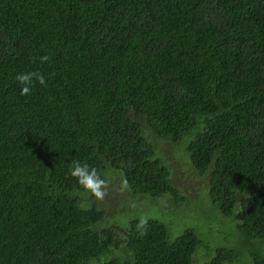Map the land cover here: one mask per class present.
Wrapping results in <instances>:
<instances>
[{
	"label": "trees",
	"instance_id": "16d2710c",
	"mask_svg": "<svg viewBox=\"0 0 264 264\" xmlns=\"http://www.w3.org/2000/svg\"><path fill=\"white\" fill-rule=\"evenodd\" d=\"M74 160L197 225L107 227ZM0 264H264V0H0Z\"/></svg>",
	"mask_w": 264,
	"mask_h": 264
},
{
	"label": "rangeland",
	"instance_id": "374dc122",
	"mask_svg": "<svg viewBox=\"0 0 264 264\" xmlns=\"http://www.w3.org/2000/svg\"><path fill=\"white\" fill-rule=\"evenodd\" d=\"M182 148L181 152H178L176 148L169 145L167 150L168 163L170 166L174 167V173L176 176L175 185L179 186L181 195L188 196L194 201L196 207L200 206L203 210L207 209L208 202L204 196L206 191V179L197 178L199 175L195 172H192L188 168L189 160L184 161V154L186 153V147L180 146ZM198 176H197V175ZM108 178V187L106 189V195L103 199H99V205L106 211V226L114 227V219H118L121 224H125L130 221H135L141 216H147V214L152 217V219L157 220L167 227H172L174 233H181L184 231V224L190 226H196L191 217L187 216L189 210L181 209V205H177L169 198L167 200H150L149 206H156L152 209H148L147 212H141L138 207L147 203L144 198H133L130 192L123 186V182L118 175L110 173ZM181 204H184L182 202ZM161 207V208H160ZM168 210V211H167ZM178 213V217L175 213ZM186 213V218L184 216ZM128 213V214H127ZM126 214L124 217L121 215ZM183 215V216H181ZM185 220L189 223H185ZM121 231L122 229L118 227Z\"/></svg>",
	"mask_w": 264,
	"mask_h": 264
},
{
	"label": "clouds",
	"instance_id": "9594fccd",
	"mask_svg": "<svg viewBox=\"0 0 264 264\" xmlns=\"http://www.w3.org/2000/svg\"><path fill=\"white\" fill-rule=\"evenodd\" d=\"M50 59L49 56L44 55L40 57V63H46ZM17 82L21 85V95L31 94L32 88L36 83L46 85V78L40 71H29L20 73L16 76ZM70 175L75 178L78 184L88 193L97 199H103L107 194L108 181L104 179L101 174L94 167H90L86 163H81L74 160L69 169ZM148 224V217L141 216L137 224V230L141 235L146 234Z\"/></svg>",
	"mask_w": 264,
	"mask_h": 264
}]
</instances>
